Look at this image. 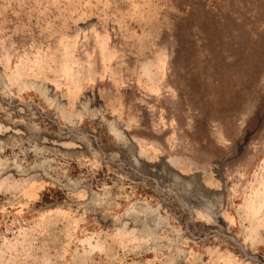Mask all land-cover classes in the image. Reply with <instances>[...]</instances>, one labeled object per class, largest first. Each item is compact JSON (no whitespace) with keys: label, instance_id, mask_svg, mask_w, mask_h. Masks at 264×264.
<instances>
[{"label":"rangeland","instance_id":"obj_1","mask_svg":"<svg viewBox=\"0 0 264 264\" xmlns=\"http://www.w3.org/2000/svg\"><path fill=\"white\" fill-rule=\"evenodd\" d=\"M0 264H264V0H0Z\"/></svg>","mask_w":264,"mask_h":264}]
</instances>
